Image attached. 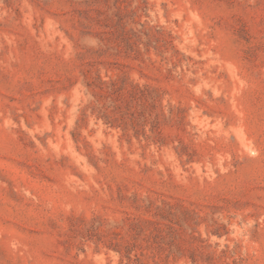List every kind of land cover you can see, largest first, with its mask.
<instances>
[{"label":"rangeland","instance_id":"1","mask_svg":"<svg viewBox=\"0 0 264 264\" xmlns=\"http://www.w3.org/2000/svg\"><path fill=\"white\" fill-rule=\"evenodd\" d=\"M0 264H264V0H0Z\"/></svg>","mask_w":264,"mask_h":264}]
</instances>
